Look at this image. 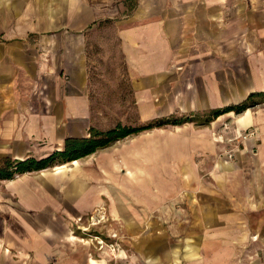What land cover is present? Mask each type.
<instances>
[{"label": "crops", "instance_id": "1", "mask_svg": "<svg viewBox=\"0 0 264 264\" xmlns=\"http://www.w3.org/2000/svg\"><path fill=\"white\" fill-rule=\"evenodd\" d=\"M228 15L237 18L242 28L245 22L250 24L247 38L252 43L248 47L262 44V22L259 25L244 18H264V0H0V154L19 159L36 151L48 154L61 149L67 137L87 136L90 55L97 54L99 47L90 39L104 35L99 28L110 31L108 44H117L142 109L147 103L165 104L162 109L168 111L164 116L179 111L202 114L264 91L252 81L236 86L232 76L228 83L227 59L223 63L210 59L212 50L225 57L219 48L226 47ZM256 105L241 113H222L213 120L238 115L239 126H254ZM161 115L148 119L164 117ZM148 144L153 145L154 156L162 157V140ZM192 144V140L182 142L174 137L165 149L179 156V151L193 149ZM99 151L68 162L72 169L63 163L51 172L23 173L4 180L0 189V264L53 261L56 244L50 231H66L68 213L79 218L104 198L112 199L115 214L126 216L136 204L159 205L175 194L176 172H170L168 180L157 173L154 181L142 184L140 178L149 173L139 169L138 163H131L135 171L126 177L116 171L119 157ZM258 152L261 154L251 153L252 167L263 165L264 145ZM217 166L234 168L222 161ZM115 188L128 191L132 201L121 192L113 201L110 191ZM203 196L217 200V214L221 210L227 214L229 206L219 201L223 196ZM201 205L204 212L214 207Z\"/></svg>", "mask_w": 264, "mask_h": 264}, {"label": "rangeland", "instance_id": "2", "mask_svg": "<svg viewBox=\"0 0 264 264\" xmlns=\"http://www.w3.org/2000/svg\"><path fill=\"white\" fill-rule=\"evenodd\" d=\"M225 19L226 47L219 48L225 57L212 50L211 61L223 63L227 59L228 83L232 76L236 86L252 81L258 88L264 87V41L248 47L252 43L247 38L250 24L245 22L242 28L237 18L228 15ZM244 19L264 25V18ZM99 29L104 35L90 39L99 47L97 54L90 55L89 126L107 129L119 122L139 125L149 122L150 115L164 116L168 111L162 109L165 104L158 107L160 104L147 103L146 109L140 107L117 44H108L106 34L110 37V31L105 27ZM239 46L244 48L236 49ZM233 88L236 89L228 87ZM215 89L218 96L219 88ZM255 107L253 115L258 121L254 126H239L238 115L222 117L210 124L186 122L180 127L167 125L146 130L97 150L119 157L116 171L126 177L129 171H135L131 163H138L139 169L149 173L140 178L142 184L148 179L154 181L157 173L162 172L168 180L170 172H176L173 177L176 192L159 205L136 204L126 216L115 214L111 198H104L79 218L74 219L68 213L66 231H50L56 255L47 264H264V208L258 207L264 206V160L258 168L251 164V153L261 154L258 149L264 145V101ZM185 112L188 111L177 114ZM174 137L182 142L192 140L193 149L174 156L165 149ZM151 140L163 141L162 157L154 156L153 145L148 144ZM46 153L36 151L29 155L39 157ZM221 161L234 168L220 169L217 165ZM59 165L26 173L51 172ZM65 167L74 166L66 162ZM18 175L21 174L14 178ZM4 180L0 179V189ZM120 192L131 198L128 191L115 188L110 191L113 201ZM208 193L223 196L219 201L229 206L227 214L222 210L217 214L214 205L217 200L203 196ZM206 203L214 206L210 212L201 209V204Z\"/></svg>", "mask_w": 264, "mask_h": 264}, {"label": "trees", "instance_id": "3", "mask_svg": "<svg viewBox=\"0 0 264 264\" xmlns=\"http://www.w3.org/2000/svg\"><path fill=\"white\" fill-rule=\"evenodd\" d=\"M262 101H264V91H258L250 93L243 101L237 104L215 108L202 114L169 115L154 118L147 123L139 125H129L119 122L107 129H97L94 126H90L87 136L67 137L61 149H54L43 157L31 155L21 159L10 156L0 157V179H12L16 174L38 171L54 164L75 161L99 149L108 147L116 141L155 127L180 125L190 121L198 124H207L222 113L228 111L241 113Z\"/></svg>", "mask_w": 264, "mask_h": 264}]
</instances>
